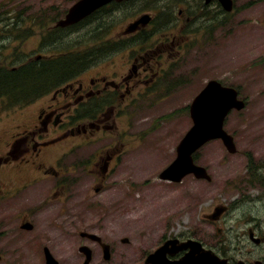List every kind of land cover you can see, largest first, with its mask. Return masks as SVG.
Returning <instances> with one entry per match:
<instances>
[{"label": "flooded vegetation", "instance_id": "1", "mask_svg": "<svg viewBox=\"0 0 264 264\" xmlns=\"http://www.w3.org/2000/svg\"><path fill=\"white\" fill-rule=\"evenodd\" d=\"M144 1L154 0H117L101 7L107 13L102 14V18L134 6V21L121 30L123 34L100 39L103 50H110L109 45H114L115 52L96 54L89 66L66 83L26 105L25 108L30 109L35 104L34 116L25 112L24 107L19 110L21 122L12 126L5 153L1 155L3 150L0 151V169L4 167L11 178L8 184L0 186V208L1 205L37 204L17 214L21 229L19 234H11V230L6 232L4 236L12 240V244L6 246L7 250L18 251L19 247L14 243L24 240L34 247L33 251L41 254L39 258L35 252L36 261L48 264L51 255L57 264H62L53 236L46 233L40 236L35 230L41 228L35 220L41 210L38 204L45 206L51 200L60 199L58 195L68 196L67 203L89 204L90 189L101 194H112L118 189L120 175L133 170L131 161L124 157H129L127 152L134 150V109L141 108L143 101L149 102L153 97L161 96L152 103L161 101V92L167 94L184 83L187 85L186 79L179 78L181 71L175 77V66L185 60L193 45L198 46L200 54L201 34L214 38L220 15L231 16L234 12L226 11L220 0H180L176 7L170 4L174 0H163L162 4L153 5L152 2L150 6L140 7ZM231 1L234 9L237 0ZM85 20L64 28L57 26L56 20L49 30H55L53 36H59L79 28ZM210 143L194 153L195 163L204 167L205 172L189 174L198 177L195 178L199 183L195 200L201 210V224L196 234L171 233L162 228L173 220L171 215L158 224L153 221L151 228L161 229V238L146 256V264H156L147 260L163 247L165 261L177 262L191 252V245L186 246L191 242L198 243L197 248L210 253L220 264H264V161L253 165L254 161L247 159L248 178L232 177L230 182L223 184L218 180L217 167L213 172L210 165L198 164L196 160ZM168 166L159 173L158 178L162 180L159 184L168 189H179L177 185L189 175L180 179L167 174L163 176ZM129 177L133 187V175ZM47 183L49 186L44 187ZM205 183L214 189L212 202L207 206L203 205L210 199V189L203 190ZM36 189L39 190L35 192ZM220 189L222 192L235 189L237 193L234 196L222 193L228 198L222 202L219 201ZM160 193L162 195L157 197L170 205L165 196L167 192ZM35 195H39L38 198H34ZM151 195L153 198L157 195L155 190ZM86 229L79 226L72 230L77 235L71 234L72 231L67 233L69 240L75 243L69 248H76L79 254L77 264H86L88 259L87 264H92L96 258L94 251L98 249L105 250L103 258L110 260L113 243L105 239V231L102 235L99 231ZM91 235L99 237L107 247ZM124 242L129 243V240L125 238ZM88 243H94V248ZM146 246L143 244V253ZM6 249L0 240V264L7 261ZM68 253L65 251V256Z\"/></svg>", "mask_w": 264, "mask_h": 264}, {"label": "rangeland", "instance_id": "2", "mask_svg": "<svg viewBox=\"0 0 264 264\" xmlns=\"http://www.w3.org/2000/svg\"><path fill=\"white\" fill-rule=\"evenodd\" d=\"M74 1L0 0V15L4 19L0 22V63L7 65L13 62L17 50L24 53L26 58L53 53L50 47L41 45L42 36L46 33L44 31L52 27L56 20L63 18ZM152 2L153 5H158L162 4L163 0ZM152 2L144 1L140 7L150 6ZM179 2L180 0H174L170 4L176 7ZM177 10L178 7L175 11ZM103 17L106 18L101 21L111 25L108 36H119L123 34L121 30L134 21V6ZM219 21L214 38L201 34V53L197 51L198 46L193 45L185 60L175 66V77L179 76L181 71L182 76L179 78L186 79L188 84L184 83L167 94L161 92V101L152 103L153 99L161 98L153 97L149 102L143 101L141 108L134 109V150L127 152L126 156L130 155L129 157H124L131 161L133 170L131 173L120 175L118 189L113 190L112 194L96 193L90 189L92 195L89 204L67 203L68 196L60 197L62 195H58L60 199L51 200L45 206L38 204L41 210L35 220L41 228L35 230L40 236L45 233L53 236L62 264H77L79 254L76 248H69L70 245L75 246V243L69 240L67 233L79 226L87 228L86 230L99 231L102 235L105 231V239L113 243L112 258L105 260L103 251L98 249L97 252L94 251L96 258L92 264H146V256L153 250V246L158 245L161 238V229H156V226L151 228V224L153 221L156 224L166 221L170 215L173 220L165 223L162 228L171 233L182 231L196 234V229L201 224V210L195 200L196 188L199 187L196 178L189 175L177 185L179 189H168L159 184L162 180L158 176L176 159L177 146L193 124L190 104L208 80L219 79L238 87L242 98L247 100V105L243 110H233L225 122L226 130L235 138L237 154L229 153L222 142L214 140L202 149L200 158L196 157L197 163L210 165L213 172L217 167L218 180L224 184L230 182L232 177L248 178L247 159L254 161L253 165L264 161V0H237L232 15H220ZM11 22H15L14 25L19 29L9 25ZM89 26L70 32L66 37L67 44L70 47H86L94 42L87 36ZM103 33L100 32L102 36ZM161 49L163 47L158 51ZM26 105L5 107L4 100L0 97V151L3 150L1 155L8 148L7 141L12 126L21 122L19 110ZM34 105L30 109L25 108V112L34 116ZM116 131L119 132V129ZM249 155L251 157H248ZM130 174L133 175V187L130 185ZM10 181L11 178L4 167L1 168L0 186ZM46 186H49V183L44 185ZM208 189L210 199L203 206L212 202L214 189L205 183L203 190ZM154 190L156 198L151 195ZM160 192H167L163 194L170 205L164 204V201L157 197L162 195ZM219 192V201L222 202L228 200L222 193L228 196L237 193L235 189L224 192L220 189ZM38 196L35 195L34 198ZM98 203L99 206H96ZM36 204L1 205L0 240L5 249L7 245L12 244V240L4 236L6 232H20L21 222L17 214L20 210L26 212ZM179 210L181 212H178ZM71 234L76 232L72 231ZM125 238L129 243L124 242ZM88 244H92L93 248L95 246L94 243ZM143 244L148 245L144 253ZM14 246L19 247L18 251H13V248L6 249L8 258L3 264H44L41 260H35V252L39 258L41 254L33 251L34 247L27 245L24 240L14 243ZM65 251L69 252L66 256Z\"/></svg>", "mask_w": 264, "mask_h": 264}, {"label": "water", "instance_id": "3", "mask_svg": "<svg viewBox=\"0 0 264 264\" xmlns=\"http://www.w3.org/2000/svg\"><path fill=\"white\" fill-rule=\"evenodd\" d=\"M111 1L79 0L69 9L65 18L58 22V25L66 27L74 24ZM220 1L227 10L232 9L231 0ZM244 107L245 102L238 98V91L235 88L223 86L217 80L209 81L191 104L190 113L194 125L179 144L177 159L163 172V176L167 174L171 175V177H176L175 179H180L192 172L196 175H201L204 169L195 165L193 153L211 139H221L229 151L236 152L234 138L225 130L224 122L232 109L242 110ZM91 236L101 241L99 237ZM197 244L196 242L186 244V246L191 245V252L179 264H217V262L220 264L215 257H211L210 253L197 248ZM104 246L107 247V245ZM163 250L164 247L155 252V254L150 255L147 261L161 264L163 262L162 256L165 253ZM106 252H108V249H106ZM201 252H204V254L200 255ZM90 255L88 251V256ZM48 259V264H57L51 255Z\"/></svg>", "mask_w": 264, "mask_h": 264}, {"label": "trees", "instance_id": "4", "mask_svg": "<svg viewBox=\"0 0 264 264\" xmlns=\"http://www.w3.org/2000/svg\"><path fill=\"white\" fill-rule=\"evenodd\" d=\"M102 12L103 10L97 11L79 26L87 27L92 23L88 28L87 36L94 42L87 44L88 46L70 47L67 44L66 34L53 36L55 30L46 29L44 32L47 33L43 36L41 45L50 47L53 50L52 54L26 58L24 53L17 50L14 53L13 62L7 65L0 63V97L4 100L5 107L29 104L63 85L77 72L89 66L96 54L115 52L114 45H109V48H112L110 50H103L100 44V39L104 38L100 32L103 33L109 29L105 22H101L107 17L101 18ZM3 20L0 15V22ZM14 24L15 22H11L9 25L19 29ZM45 37L48 39H44Z\"/></svg>", "mask_w": 264, "mask_h": 264}]
</instances>
